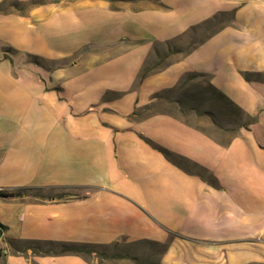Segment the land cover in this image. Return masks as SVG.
<instances>
[{"label": "crops", "instance_id": "1", "mask_svg": "<svg viewBox=\"0 0 264 264\" xmlns=\"http://www.w3.org/2000/svg\"><path fill=\"white\" fill-rule=\"evenodd\" d=\"M3 4L0 189L61 195L0 197V264H97L31 246L46 241L151 243L157 264H264V0ZM221 13L226 24L139 80L155 44ZM195 75L252 122L223 142L170 112L145 113Z\"/></svg>", "mask_w": 264, "mask_h": 264}, {"label": "rangeland", "instance_id": "2", "mask_svg": "<svg viewBox=\"0 0 264 264\" xmlns=\"http://www.w3.org/2000/svg\"><path fill=\"white\" fill-rule=\"evenodd\" d=\"M230 13L219 14L218 18L201 27L187 32L181 40L164 44H155L153 52L145 64L148 71L158 68L167 53H185L194 44L204 40L215 30L230 20ZM166 111L191 122L209 136L226 142L236 131L249 122V118L228 99L217 93L208 83L206 77L199 75L186 76L179 86L173 91H165L159 95L158 100L146 108L145 113ZM183 167L206 173L187 163L177 159ZM37 191L29 192L33 197H39ZM45 194L57 193L46 191ZM43 198V196H42ZM25 244H21L24 246ZM33 247L37 245H32ZM95 252V254L88 251ZM161 248L145 242H123L113 247H89L82 252L88 260L97 264H157L156 259Z\"/></svg>", "mask_w": 264, "mask_h": 264}, {"label": "trees", "instance_id": "3", "mask_svg": "<svg viewBox=\"0 0 264 264\" xmlns=\"http://www.w3.org/2000/svg\"><path fill=\"white\" fill-rule=\"evenodd\" d=\"M6 8V5L3 4V5H0V11H3L5 10ZM221 14H224V13H221ZM218 18V15H215L213 18L209 19L208 21H206L204 24H207V23H212L214 22L216 19ZM201 25H198V26H194V27H191V29H189V31L191 30H195L199 27H201ZM218 30V29H217ZM187 31V32H189ZM216 31V30H215ZM214 31V32H215ZM186 32V33H187ZM213 32V33H214ZM201 42V41H200ZM198 42V43H200ZM196 43V44H198ZM194 44L190 49L194 48V46L196 45ZM189 49V50H190ZM188 50V51H189ZM148 69H146V66L143 68V71L141 72V75L139 77V80H142L147 74H148ZM249 122H252V119H249ZM248 122V123H249ZM248 123L245 124V126L248 125ZM145 140L155 149H157L158 151H160L161 153H163V155L177 163V165H181V164H178L177 159H181V160H184L186 161L185 159L183 158H180V157H177L175 156L173 153H171L169 150H167L166 148L160 146L159 144L153 142L152 140L148 139V138H145ZM182 166V165H181ZM195 167H198L197 165L194 164ZM185 168V167H184ZM199 168V167H198ZM186 170H189L187 168H185ZM201 169V168H199ZM204 171V169H201ZM190 171V170H189ZM199 173V172H197ZM34 192V191H37V192H42V193H39V197L42 198L43 197H46V196H52V195H61L59 193H49V194H45L43 193L42 190L40 189H37V188H21V189H17V190H12V191H6V190H0V197H21L23 196L24 194H28L29 192ZM0 228H3V225L0 224ZM1 231V229H0ZM11 244H13L14 242L13 241H10ZM32 244H35L37 246L33 247ZM31 246L34 248V251L35 252H38V253H41V254H45V255H62V254H80L82 252H84V250H87V247L86 246H79V245H75V244H71V243H65V242H53V241H46V242H33L31 243ZM90 252V251H89Z\"/></svg>", "mask_w": 264, "mask_h": 264}, {"label": "built area", "instance_id": "4", "mask_svg": "<svg viewBox=\"0 0 264 264\" xmlns=\"http://www.w3.org/2000/svg\"><path fill=\"white\" fill-rule=\"evenodd\" d=\"M0 190H2V189H0Z\"/></svg>", "mask_w": 264, "mask_h": 264}]
</instances>
